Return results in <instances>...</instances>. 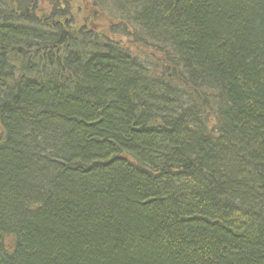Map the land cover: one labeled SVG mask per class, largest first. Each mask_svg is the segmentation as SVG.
I'll use <instances>...</instances> for the list:
<instances>
[{
  "label": "trees",
  "instance_id": "1",
  "mask_svg": "<svg viewBox=\"0 0 264 264\" xmlns=\"http://www.w3.org/2000/svg\"><path fill=\"white\" fill-rule=\"evenodd\" d=\"M0 264H264V0H0Z\"/></svg>",
  "mask_w": 264,
  "mask_h": 264
}]
</instances>
